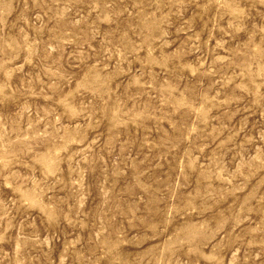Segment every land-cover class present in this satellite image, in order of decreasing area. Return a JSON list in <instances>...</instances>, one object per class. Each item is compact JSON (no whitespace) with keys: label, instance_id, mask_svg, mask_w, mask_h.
Instances as JSON below:
<instances>
[{"label":"rangeland","instance_id":"1","mask_svg":"<svg viewBox=\"0 0 264 264\" xmlns=\"http://www.w3.org/2000/svg\"><path fill=\"white\" fill-rule=\"evenodd\" d=\"M0 264H264V0H0Z\"/></svg>","mask_w":264,"mask_h":264}]
</instances>
